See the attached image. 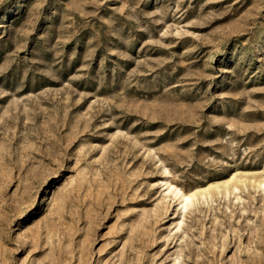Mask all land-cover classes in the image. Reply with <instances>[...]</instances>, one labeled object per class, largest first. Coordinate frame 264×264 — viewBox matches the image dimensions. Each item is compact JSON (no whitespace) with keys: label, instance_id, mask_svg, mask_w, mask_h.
<instances>
[{"label":"rangeland","instance_id":"obj_1","mask_svg":"<svg viewBox=\"0 0 264 264\" xmlns=\"http://www.w3.org/2000/svg\"><path fill=\"white\" fill-rule=\"evenodd\" d=\"M0 264H264V0H0Z\"/></svg>","mask_w":264,"mask_h":264},{"label":"bare ground","instance_id":"obj_2","mask_svg":"<svg viewBox=\"0 0 264 264\" xmlns=\"http://www.w3.org/2000/svg\"><path fill=\"white\" fill-rule=\"evenodd\" d=\"M235 181H236V177H231V185L229 186L230 189H235ZM227 182V183H229ZM170 190L174 193V195L177 197V199L179 200V204L181 206V209L186 208V206L192 201L193 198L197 197V196H201V197H206V193L208 192V190L206 189H196L194 192H182L180 189L177 188H173L170 187ZM49 201V197L47 198L46 203Z\"/></svg>","mask_w":264,"mask_h":264}]
</instances>
